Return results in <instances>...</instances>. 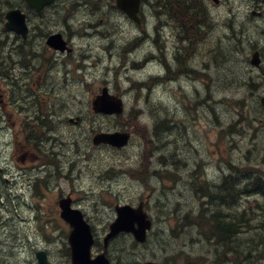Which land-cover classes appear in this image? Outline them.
Here are the masks:
<instances>
[{
  "label": "rangeland",
  "instance_id": "obj_1",
  "mask_svg": "<svg viewBox=\"0 0 264 264\" xmlns=\"http://www.w3.org/2000/svg\"><path fill=\"white\" fill-rule=\"evenodd\" d=\"M71 1L58 0L46 18L31 14L33 39L28 43L4 27L5 12L11 5L23 8L22 0L0 5V41L5 40L3 47L0 43V86L12 101L5 105V111L12 113L11 123L6 127L0 119L5 241L1 261L31 264L30 245L37 244L55 246V264H69L70 231L59 216L58 200L71 196L73 206L93 224L96 249L104 243L117 203L145 202L155 221L154 231L141 246L126 234L114 238L109 245L121 254L119 264L164 258L172 264H264V201L255 200L263 198H241V211L233 210L237 223L248 220V227L240 226L241 232L234 236V245L244 251L236 256L233 250L225 254V248L207 238L212 209L199 189L207 182V188L213 189L231 163L240 176V167L264 176V119L259 105L253 104L262 93V82L245 63L244 31L252 28L249 19L244 24L249 0H223L219 5L201 0L209 25L201 31L200 42L191 32L188 39L180 38L187 50L183 46L181 56L167 61L172 70L186 62L188 70L173 73L174 77L153 74L163 68L169 72L163 62L141 66L148 44L140 38L151 32L153 12L159 10L154 0L143 4L148 18L143 30L133 28L131 20L117 11L115 0H109L111 6L103 0L102 9L85 2L73 7ZM179 12V21L188 23ZM255 19L250 23L255 24ZM163 23L157 25L162 27L157 38L178 34L177 24L164 27ZM55 24L73 25L76 50L70 56H55L54 66L46 43L39 45L35 38L54 32ZM190 27L188 23L186 28ZM238 30L243 42L235 51L231 37ZM104 86L124 97V114L93 111L92 99ZM2 110L0 103V116ZM32 114L41 119L30 118ZM163 118L169 125L160 127ZM257 121H263L261 131H251ZM125 130L132 133L125 148L93 142L98 132ZM54 206L52 231L48 218L54 215ZM203 207L209 220L203 217ZM247 253L250 256L245 258Z\"/></svg>",
  "mask_w": 264,
  "mask_h": 264
},
{
  "label": "water",
  "instance_id": "obj_2",
  "mask_svg": "<svg viewBox=\"0 0 264 264\" xmlns=\"http://www.w3.org/2000/svg\"><path fill=\"white\" fill-rule=\"evenodd\" d=\"M218 2L219 0H214ZM28 5L37 11H42L46 6L51 5L55 0H26ZM116 5L123 10L131 19L140 22L139 10L141 0H116ZM5 27L26 38L29 33L27 14L22 8H13L7 11ZM47 44L61 51L67 48L66 41L61 33H52L47 39ZM69 50V49H68ZM254 64L259 63L255 55ZM264 103V98H263ZM92 109L96 113L121 114L124 111V101L118 94L110 92L107 86L102 88L100 94L92 101ZM131 134L129 132H100L93 138L95 144L109 143L115 147H123L129 143ZM61 217L73 227L69 235V244L72 250L74 264H106L107 259L102 255L91 259V247L94 244V236L89 222L85 219L82 210L72 206L70 196L60 199ZM117 218L110 224V232L105 241L118 235L120 232H132L136 240H146L147 231L151 228V220L141 203L138 207L129 204L116 206ZM40 264H47L42 251L38 252ZM108 264V263H107ZM147 264H161L149 261Z\"/></svg>",
  "mask_w": 264,
  "mask_h": 264
},
{
  "label": "flooded vegetation",
  "instance_id": "obj_3",
  "mask_svg": "<svg viewBox=\"0 0 264 264\" xmlns=\"http://www.w3.org/2000/svg\"><path fill=\"white\" fill-rule=\"evenodd\" d=\"M250 4L247 3V8H246V15H247V19L246 21H244V24H247V20L248 24L250 26H252L251 30H246L244 31V36L246 37L247 40H251V39H255L258 37L264 38V0H249ZM196 21H190L189 20V24H203V10H202V6H198L196 9ZM141 17H142V22L141 23H133V21L131 22V25L137 28H141L144 26V24L146 23L147 17L144 13L141 12ZM175 17V19H174ZM255 19V24H251L250 21L253 19ZM207 19L209 20V16L206 17L205 19V24L207 23ZM164 22V23H163ZM188 24L185 22H180L178 19V16H172L171 11L168 10H163L160 11L157 10V12L154 13V17H153V23L155 29L157 30V24ZM134 24V25H133ZM101 24H89L90 27H97ZM72 24H55V33H62L64 38L67 40L68 43V48L70 49V51H61L59 49H54L51 48L49 46L46 45L47 49L50 50L51 54H52V62L53 65L55 66V56L56 57H65V56H70L75 52V42L73 40V34L71 33V29H72ZM32 25L30 24V34L27 38H23L18 34H14L16 36V39L21 40L22 42L28 43V41H31L32 38ZM69 30V31H68ZM197 30V35L199 36L201 34L202 31V27L200 28V30ZM242 32V31H241ZM164 39V38H163ZM166 42H164L162 39L160 38H156V37H149V40L151 41L150 46H151V51L149 52L150 57L152 58V61L150 62L152 65L156 64L159 61V56H164L165 58H167V60H171L172 58H176L177 56L182 54V43L180 42V38L177 35L176 37H170V41L168 42L166 38ZM35 40L37 41V44L39 45H43L45 44V35H43L42 37H37L35 38ZM197 41H200L197 40ZM264 44L262 42H260L257 45H254L252 47V49L250 50V52L252 51H258L259 52V60H260V64L255 66V67H249L250 71L252 72H257V74H259V76H264ZM251 46V44L249 45ZM39 53V52H37ZM248 62H250V60L248 59ZM170 67L171 64L169 63ZM158 68H161V66H159L158 64L156 65ZM178 68H180L179 66H177ZM172 68V67H171ZM248 68V65H247ZM181 69L183 70V65L181 67ZM165 73H168L166 71L165 68H163L162 70ZM161 72V70L159 71ZM172 72L175 74V76L180 73L178 70H172ZM26 83H29L30 80H25ZM54 84H55V77H54ZM0 103L3 105V110H2V115L0 116L1 121L5 122L6 127H8V125L11 123V116L12 113L10 112H6L5 111V105L6 104H10L12 103L11 101V96L9 95V93L4 92L0 86ZM7 115V116H6ZM27 115H29V113H27ZM32 119H39L38 117H36V114H32V116L30 117ZM5 127V128H6ZM235 165L233 164L232 166H230V169L228 170V175L231 177H234L235 175ZM256 191L263 196V192L260 190V188L256 189ZM247 197V196H246ZM6 201H10L8 200V197H5ZM54 211V215H52L50 218H48V221L50 222V224L53 227V231H55V206L54 209L52 210ZM88 220V218H87ZM90 222V220H88ZM4 221L2 219V214L0 213V249L1 247L4 245L5 241H3L2 238V234H3V228H4ZM92 225V229L94 232V227L93 224ZM153 225H155V222L153 220ZM65 228L67 227L68 232L71 231V226L69 225V223L65 222ZM153 231V229L151 231H149L148 235ZM106 234V233H105ZM95 235V234H94ZM149 240V239H148ZM148 240L143 243L146 244L148 242ZM55 240L49 242L50 244L52 242H54ZM95 244H96V237H95ZM95 244L92 248V253H91V257L95 258L98 255H104L107 259V263L108 264H119V260L118 256H120L121 258V254L114 248L112 247V245L106 246L105 245V241L102 244V246L99 249L95 248ZM138 246H141L142 243H137ZM55 245V244H54ZM31 249H33V251L30 254V263L31 264H40L39 263V258H38V252L42 251L43 255L45 257V260L47 262V264H55V246L54 247H42L39 246L37 244H33L30 245ZM69 254V258H70V263L69 264H74L73 263V257H72V250L71 248L68 246V252ZM34 258L31 259V256ZM148 261V260H147ZM147 261L142 262V264H147ZM156 261V260H154ZM4 262H7V260H4ZM160 262V261H157ZM106 263V264H107ZM161 264H170L166 261V259L164 258L163 261L160 262ZM0 264H4L3 261H1V257H0Z\"/></svg>",
  "mask_w": 264,
  "mask_h": 264
},
{
  "label": "trees",
  "instance_id": "obj_4",
  "mask_svg": "<svg viewBox=\"0 0 264 264\" xmlns=\"http://www.w3.org/2000/svg\"><path fill=\"white\" fill-rule=\"evenodd\" d=\"M3 1L6 0H0V5ZM83 2L84 5L86 4H94L95 5H99V9L100 5L106 6V4H103L104 1L103 0H72V6L74 7L76 4L81 5ZM108 5L107 6H111V2L108 0ZM196 2V0H195ZM7 3V2H6ZM101 3V4H100ZM191 1L190 0H157L155 2V5L158 9H160L159 7H162L163 9L160 11H163L164 9L170 8L172 10H178L180 8H183L184 11V16L188 17L190 12H192L190 10L194 8L190 7ZM22 4L23 7H26L28 9V11L30 12V20L32 21V17L31 14H34L35 16L38 17H45L46 13L48 10H55V3H53L50 7H48L47 9H45L44 11L40 12V13H34L33 11H31V8L27 6L25 0H22ZM14 7V5L10 6V8ZM205 14V11H204ZM193 20H195V14H191ZM46 18V17H45ZM207 25V24H205ZM209 25V24H208ZM183 26V31L187 30V33L185 34L186 37L188 39V36H190L189 32L192 33V35H194L195 40H198L201 38V34L198 36L197 35V30H200V24H191V29H187L185 25ZM2 37H0L1 39ZM239 38V36L237 37V39ZM191 41V40H190ZM0 43H3L2 47L4 46L5 40H3L2 42L0 41ZM237 44H241V39L239 38L237 41ZM236 44V45H237ZM248 49V47H247ZM3 62H0V66H2ZM36 117H38L39 119H41L40 115L36 114ZM38 120V119H37ZM131 126H134V124L130 123ZM160 127H165L168 124V119L167 118H163L162 120H160L157 124ZM127 125L124 124V127H126ZM129 126V125H128ZM130 127V126H129ZM128 131V130H125ZM243 170V175L240 176L237 173V170H235V176L231 177V176H226L224 178V182L221 183L220 185L215 186L216 190L213 189H208L207 186L209 184V182L206 183V185L199 187V189H201V194L203 197H206V203L211 205V215L209 216L210 218V226L212 224V229H209L208 231H206V234L208 235L207 238H212L211 241L213 244L216 245H220L221 248H225V254H228L229 252H231L233 250V252H235L237 255H242V253L244 252L243 250L240 251L241 249L239 248V244L234 245V243L236 242L234 239V236L236 237L237 234H239L241 232L240 226L246 225L248 227V220L247 218H245V220L241 223H237V221L234 218L235 211L236 210L237 213L240 210V197L244 196L245 193H250L253 192L254 189H258L260 188V190L263 192V198H264V176L261 175V172L258 171H252V170H245V167L241 168ZM241 172V171H240ZM249 175L248 180H247V185L245 186L244 184V176ZM213 185V184H212ZM214 186V185H213ZM243 211H247L245 208L243 209ZM203 213V217L207 220H209L207 214L208 212L206 211V209L203 207L202 210ZM196 224H199V222L197 221ZM264 229V226H263ZM247 230V229H246ZM249 231V230H248ZM251 232V231H250ZM235 241V242H234ZM234 242V243H233ZM240 252V253H239ZM250 256L249 253H247L246 256H244L245 258H248ZM168 263L172 264L171 262L167 261Z\"/></svg>",
  "mask_w": 264,
  "mask_h": 264
},
{
  "label": "bare ground",
  "instance_id": "obj_5",
  "mask_svg": "<svg viewBox=\"0 0 264 264\" xmlns=\"http://www.w3.org/2000/svg\"><path fill=\"white\" fill-rule=\"evenodd\" d=\"M145 2V1H144ZM186 47V46H185ZM182 54H183V52H182ZM181 54V55H182ZM181 55H179V56H181ZM162 57V59L160 58V56H159V62H160V64H162V62L166 65V67L169 69V72H168V74H171L172 75V77H174L173 76V72H172V68L170 67V65H169V62L167 61V58H165L164 56H161ZM178 57V56H177ZM147 62H143L142 63V65L141 66H145V64H146ZM147 64H149V63H147ZM180 68H177V70L179 71V72H182V69H181V65L179 66ZM171 80V79H170ZM215 102V101H214ZM218 102V101H217ZM27 106V105H26ZM23 109V108H22Z\"/></svg>",
  "mask_w": 264,
  "mask_h": 264
}]
</instances>
